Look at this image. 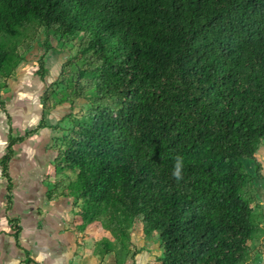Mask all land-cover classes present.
<instances>
[{
  "label": "trees",
  "instance_id": "trees-1",
  "mask_svg": "<svg viewBox=\"0 0 264 264\" xmlns=\"http://www.w3.org/2000/svg\"><path fill=\"white\" fill-rule=\"evenodd\" d=\"M41 35L48 52L52 40L76 52L37 128L9 138L8 208L13 146L67 105L55 166L74 179L57 196L100 222L103 255L115 242L128 256L139 226L159 245L157 264H252L260 245L247 246L264 239L252 209L264 178V0H0V91ZM37 74L46 79L43 59Z\"/></svg>",
  "mask_w": 264,
  "mask_h": 264
},
{
  "label": "crops",
  "instance_id": "crops-1",
  "mask_svg": "<svg viewBox=\"0 0 264 264\" xmlns=\"http://www.w3.org/2000/svg\"><path fill=\"white\" fill-rule=\"evenodd\" d=\"M10 84L11 81L8 88L0 91V161L7 154L10 136L17 139L31 133L43 116L42 103L41 118L32 127L31 105L25 97L30 90L25 91L24 87L19 88L22 98L16 109L12 110L10 99L15 91ZM45 119L48 128L32 133L12 148L13 158L9 164L13 180L10 208L7 200L8 180L0 166V264L146 263L145 258L133 257L134 253L127 256L125 252L118 253V250V254L114 251L96 260V256L87 257L84 249L78 246L81 233L77 227L74 197L52 193L53 189L65 188L68 180H63L64 175L57 173L55 162L58 152L54 140L57 142L59 137H45L49 127L54 124L48 122L47 115ZM263 150L264 146L257 154L258 161ZM50 195L52 198H49Z\"/></svg>",
  "mask_w": 264,
  "mask_h": 264
},
{
  "label": "rangeland",
  "instance_id": "rangeland-1",
  "mask_svg": "<svg viewBox=\"0 0 264 264\" xmlns=\"http://www.w3.org/2000/svg\"><path fill=\"white\" fill-rule=\"evenodd\" d=\"M45 36L41 35L37 39L35 45L29 51L25 54L22 63L18 67L17 71L15 72V82L11 81L10 85H13L15 93L12 95V98L10 99V106L12 107V110L16 109L17 104L20 102L22 98V90L19 89L21 87L30 90V93L28 96L25 95V97L28 99L30 105H31V125L35 126L37 123V119L41 118L39 117L41 115V107H42V98L44 96L45 91L50 86L51 83H53L58 75L60 74L62 65L67 61V59L70 57V53H75L76 49L73 47V45H70L68 47H64L61 43H59L57 40H52L51 45L53 47V50L48 52L47 46L45 43ZM45 61L46 69H47V76L46 79L43 81L38 76V70H39V62L41 60ZM10 82V81H9ZM59 90L62 89V87H58ZM83 105V102L77 103V108L74 110L73 115H79L80 108ZM69 106H63L59 109H57L55 112H51L49 114H46L48 116V122H50L51 125L49 127V130H47V134L45 137H59L57 139V142L54 140L55 145H59L60 139L66 135L63 131L66 129H69L71 127V121L65 120L64 116L70 114ZM51 117H50V116ZM36 123V124H35ZM56 129V130H54ZM264 150L262 154H259L260 156V163L262 165L261 173L264 177ZM249 169L252 173L254 169V165L251 163L249 166ZM65 177H68L67 181V188H69L72 181L69 182V180L73 178V174L71 172H68L67 174H63ZM70 183V184H69ZM253 187L256 194V200L252 204L253 212L256 216H258V219L260 222H262V226H264V178L262 179H255L253 183ZM56 189H53V194L59 193V191H55ZM76 208V215L78 216V229L76 230L80 231L81 235L78 238V246L80 248H83L87 257L98 260L101 259V257H105V254L103 255L104 248L100 245V243L103 240L111 239L109 234L105 233L103 230V226L100 224L99 221H92L90 216H84L83 209L81 207V204H77ZM91 221V222H90ZM263 236V234H259V236ZM131 244L132 247L131 252H129L128 255H131V253H134L133 257H138L139 259H147L146 263L142 264H157L158 255L161 256V252L159 250L158 243L148 242L145 239H143V233L141 230V227H136L132 231L131 234ZM256 238V244L249 243L247 248L250 249V251L257 252V247L259 246L258 255L256 253V257L253 260L252 264H264V241H260V238ZM115 245L114 250L117 253L121 252V249L119 248V245L115 242H112ZM261 243V244H260ZM86 249V250H85ZM117 253V254H118ZM142 254V256H140ZM139 255V256H138ZM91 256V257H90ZM95 261V260H94ZM96 263V262H94ZM92 262V264H94Z\"/></svg>",
  "mask_w": 264,
  "mask_h": 264
},
{
  "label": "clouds",
  "instance_id": "clouds-1",
  "mask_svg": "<svg viewBox=\"0 0 264 264\" xmlns=\"http://www.w3.org/2000/svg\"><path fill=\"white\" fill-rule=\"evenodd\" d=\"M184 166H185V162L183 157L177 156L172 171V175L177 182H180L184 179V175H183Z\"/></svg>",
  "mask_w": 264,
  "mask_h": 264
}]
</instances>
